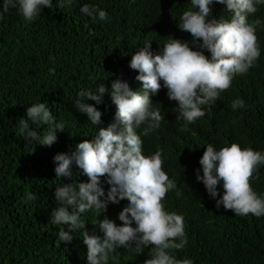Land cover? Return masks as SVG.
I'll use <instances>...</instances> for the list:
<instances>
[{
	"label": "trees",
	"instance_id": "1",
	"mask_svg": "<svg viewBox=\"0 0 264 264\" xmlns=\"http://www.w3.org/2000/svg\"><path fill=\"white\" fill-rule=\"evenodd\" d=\"M84 3L105 9L110 22H93L82 15L79 6ZM53 5L44 7L34 22H25L15 15V9L0 21V264H86L87 246L80 233H73L70 243L59 242L61 226L50 221L52 210L58 207L57 185L84 182L88 177L76 174L75 169L71 179L56 177L53 157L94 138L99 127L112 122L116 107L105 93L103 103L97 105L103 124L94 126L75 108L77 93L94 90L100 83L110 88L115 79L139 89L142 82L135 80L138 72L129 62L145 41L152 40L151 50L156 53L171 36L192 39L178 27L190 0H78L65 9L53 0ZM226 12L222 4L213 6L217 18H227ZM256 17L264 18V6ZM90 31L94 35H89ZM256 35L261 48L256 66L236 76L215 104L203 106L205 116L190 124L186 132L178 130L184 122L177 120L176 105L168 98L167 89L162 87L153 97L165 120L160 129L142 138L143 150L145 154L158 148L163 151V167L182 192L180 197L168 192L162 202L166 211L184 218L188 243L175 255L190 259L192 264H264V216H236L223 206L217 208L203 182L196 179L207 143L218 149L239 143L264 152V31L258 30ZM50 57L55 58L54 63ZM237 97L245 101L246 109H231ZM37 102H46L58 122H67L65 131L57 130L58 139L51 147L26 144L16 123L25 117L27 107ZM37 130L43 134L47 128ZM102 183L107 192L110 185L103 177ZM250 183L257 193H264V166ZM218 188L222 194L223 189ZM26 193L35 198L27 201ZM127 203V199L110 203L100 219L107 215L122 224L118 216ZM82 218L88 220L90 233L102 235L91 222L94 212H86ZM148 251L137 255L118 248V260L110 264H144Z\"/></svg>",
	"mask_w": 264,
	"mask_h": 264
},
{
	"label": "clouds",
	"instance_id": "2",
	"mask_svg": "<svg viewBox=\"0 0 264 264\" xmlns=\"http://www.w3.org/2000/svg\"><path fill=\"white\" fill-rule=\"evenodd\" d=\"M75 3L78 0H56L61 9ZM215 4L226 7L227 18L213 14ZM46 6L52 8L53 0H3L0 21L15 9V15L25 22H34ZM261 6L264 0H190V7L179 17L178 27L188 32L191 40L171 36L156 53L151 50L152 40H148L132 54L129 67L138 72L135 80L142 82L139 89L134 90L126 80L115 79L110 88L100 83L94 90L78 91L74 106L94 126L103 124L97 105L103 103L105 93L116 107L112 122L99 127L94 138L84 139L53 157L56 177L71 179L74 169L76 174L88 177L84 182L57 185L54 195L58 207L52 210L50 221L61 226L59 242L70 243L73 233H80L87 246L86 264L115 262L116 249L121 247L137 255L149 249L144 264H192L190 259H177L175 255L188 243L184 218L166 211L162 202L168 192L174 191L177 197L182 192L163 167V151L158 148L145 154L142 138L160 129L165 120V113L153 104V97L162 87L175 102L177 120L184 122L178 130L186 132L190 124L205 116L203 106L215 104L236 76L256 66L261 55L256 33L264 31V18L256 17ZM79 12L93 22L111 20L97 4L84 3ZM89 35L94 33L90 31ZM50 59L55 62L54 57ZM246 107L239 97L231 102L233 111ZM16 123L26 144L35 142L48 147L57 141V130L62 132L67 127L66 121H57L46 102L29 105L25 117ZM40 126H46L47 131L40 134ZM199 164L196 179L203 182L217 208L223 206L236 216H264V193H257L250 183L253 174L264 166V152L239 143L219 149L207 143ZM102 177L110 185L107 192ZM25 195L27 201L35 198L31 193ZM124 199L128 203L118 216L122 224L107 215L100 219L110 203ZM90 211L95 213L91 222L102 235L87 229L88 220L82 214Z\"/></svg>",
	"mask_w": 264,
	"mask_h": 264
}]
</instances>
